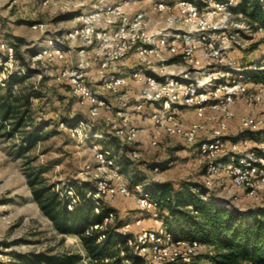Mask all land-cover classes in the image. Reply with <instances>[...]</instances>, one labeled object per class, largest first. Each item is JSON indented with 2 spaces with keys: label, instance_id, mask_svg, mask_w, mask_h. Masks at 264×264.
Returning a JSON list of instances; mask_svg holds the SVG:
<instances>
[{
  "label": "built area",
  "instance_id": "2783aa9c",
  "mask_svg": "<svg viewBox=\"0 0 264 264\" xmlns=\"http://www.w3.org/2000/svg\"><path fill=\"white\" fill-rule=\"evenodd\" d=\"M244 1L95 0L71 18L72 26L48 37L30 55V68L61 62L55 80L69 84L77 103L87 108L86 116L61 124L79 143L94 139V163L85 166L77 183H88L85 197L93 200V211L99 213L119 196L132 199L139 210L119 225L116 211L110 210L87 234L117 225L115 230L146 264L188 263L204 246L169 229L162 201L145 189L157 181L154 176L133 183L126 175L124 160L135 164L142 157L137 145H129L145 132L152 148H159L164 136L196 148L203 180L194 182V191H204L203 199L239 211L264 207V46L257 60H242L260 44L256 35L264 27L239 9ZM258 4L264 15V0ZM3 56L1 85L9 73L26 69L18 65L12 44ZM131 59L135 65L122 64ZM138 114L141 124L135 120ZM98 119L106 130L92 131ZM106 141L112 145H103ZM151 170L161 173L159 165ZM226 188L243 189L256 206L231 205L220 195ZM61 196L68 210L82 201L71 183ZM8 217L0 211V223ZM103 238L102 233L98 240ZM6 262L0 258V264Z\"/></svg>",
  "mask_w": 264,
  "mask_h": 264
},
{
  "label": "rangeland",
  "instance_id": "374dc122",
  "mask_svg": "<svg viewBox=\"0 0 264 264\" xmlns=\"http://www.w3.org/2000/svg\"><path fill=\"white\" fill-rule=\"evenodd\" d=\"M91 1L93 0H52L44 3V0H0V54H6L7 44L13 45L16 40H20L17 54L22 62L31 63L30 55L44 44L48 37L59 36L72 26L71 17L63 15L88 10L90 7L86 8V4L89 6ZM63 2L68 3V9L63 6ZM138 6L139 4H136L135 8ZM37 23L42 25L34 27ZM256 38L260 40V44L256 49L250 47L245 54L246 57L242 56V60H257L262 54L264 44L261 43H264V33H258ZM127 62L130 65L136 64L133 59ZM15 65L14 63L12 67L6 66V73ZM61 65L59 61L36 63L31 66L32 74L23 85L28 87L34 85L43 93L42 97L31 100V112L34 122L42 125L45 137L21 157L16 155L13 149L19 135L8 138L0 134V200L6 204L5 206L3 203L0 204V211L6 210L9 214V221L0 223L2 253L0 258L6 260V264H24L17 255L36 252L60 256L77 253L81 257L77 264H89L79 237L58 233L52 222L33 201L26 178V171L30 166L40 167L44 170L42 176L46 183L56 184L61 188L70 183L77 184L85 176L82 174L85 166L94 163L93 137H88L84 144L79 143L70 136L66 125L61 124L62 118L70 120L87 114V108L77 103L69 84L58 83L55 80ZM135 120L141 124L137 116ZM237 122L238 118L231 122L232 126H236ZM95 130H106L99 119L94 122L92 131ZM147 134L142 133L138 142L129 145L130 147L137 145L142 152L141 160L135 164L124 160L123 168L129 179L145 180L154 176L157 181L146 183L145 180L147 185L153 182L177 184L182 181L203 180L202 168L196 164L192 150L187 144L176 138L166 137L162 138L158 149H153L148 145ZM102 144L112 145L107 141ZM154 165L160 166V174L152 173L151 168ZM220 195L228 203L239 208L257 204L253 199L245 194L241 195L238 190L232 188H226ZM134 204L130 198L125 200L116 198L108 203V206L115 208L116 222H119L129 219L130 216L126 215V212L129 214L136 212ZM146 224L152 225V221L147 220ZM208 249L204 245L199 249V254ZM202 263L207 264L204 261Z\"/></svg>",
  "mask_w": 264,
  "mask_h": 264
},
{
  "label": "trees",
  "instance_id": "16d2710c",
  "mask_svg": "<svg viewBox=\"0 0 264 264\" xmlns=\"http://www.w3.org/2000/svg\"><path fill=\"white\" fill-rule=\"evenodd\" d=\"M239 9L264 27V15L258 0H245ZM74 15L67 13L63 17L72 18ZM17 45H20V40L13 44L15 59L26 69L25 73H9L3 80L4 85L0 83V134L8 138L19 135L13 149L16 155L23 157L45 137L42 125L34 122L31 112V100L42 97L43 93L34 85L23 86L32 69L20 60ZM0 57L4 59L2 54ZM75 119L65 117L62 121L69 125ZM43 172V168L35 166L26 171L33 201L58 233L79 237L89 264H146L143 257L135 254L126 243V236L115 230L121 221L105 230L86 233L92 224L102 222L110 210L115 211L111 206H104L99 213L93 211V200L85 197L88 183H71L82 201L68 210L67 199L61 196L63 187L46 183ZM178 184L153 182L145 185V189L162 201V207L168 214L166 223L175 236L197 240L209 249L188 263L168 264H201L203 261L207 264H264V207L246 211L229 209L216 199H203L204 191L195 192L194 182ZM1 203L5 202L0 200ZM102 233L104 238L98 240ZM17 256L24 264H77L81 258L77 253L60 256L36 252Z\"/></svg>",
  "mask_w": 264,
  "mask_h": 264
},
{
  "label": "crops",
  "instance_id": "0c3cea01",
  "mask_svg": "<svg viewBox=\"0 0 264 264\" xmlns=\"http://www.w3.org/2000/svg\"><path fill=\"white\" fill-rule=\"evenodd\" d=\"M95 0H93V1H91L90 2V4H89V6L86 4V8H88V7H91V5H92V3L94 2ZM108 1H116V0H108ZM128 61V60H127ZM127 61H124V62H122V64H129ZM124 64V65H125ZM123 69H125V68H123ZM135 116H137V118L141 121V119L143 118V116H141V115H135ZM148 136H149V134H147ZM163 138H166V136H164ZM149 145V144H148ZM150 147V146H149ZM188 148H191V150H192V153H193V157H194V160H195V156H196V148H192L191 146H188ZM154 149V148H153ZM156 149H158V148H156ZM140 181H145V180H140ZM175 186H177V185H179L178 183L177 184H174ZM239 191V193L241 194V195H243V194H245V192H244V190L243 189H239L238 190ZM118 198H120L121 200L123 199V200H125V199H127V198H125V197H123V196H119ZM131 201V200H130ZM129 202V201H128ZM135 205V204H134ZM134 210H136V212L135 213H132V214H129V212H126L127 214L126 215H129L130 217H129V219H127V220H123V221H121V222H125V221H131V220H133L136 216H138L139 215V210L137 209V207L135 206L134 207Z\"/></svg>",
  "mask_w": 264,
  "mask_h": 264
}]
</instances>
